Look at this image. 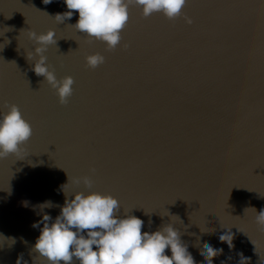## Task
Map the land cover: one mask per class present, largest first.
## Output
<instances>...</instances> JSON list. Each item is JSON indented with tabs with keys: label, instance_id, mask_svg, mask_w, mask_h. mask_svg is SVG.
I'll list each match as a JSON object with an SVG mask.
<instances>
[{
	"label": "water",
	"instance_id": "water-1",
	"mask_svg": "<svg viewBox=\"0 0 264 264\" xmlns=\"http://www.w3.org/2000/svg\"><path fill=\"white\" fill-rule=\"evenodd\" d=\"M0 264H264V0H0Z\"/></svg>",
	"mask_w": 264,
	"mask_h": 264
}]
</instances>
